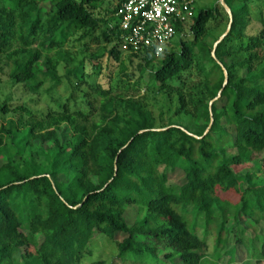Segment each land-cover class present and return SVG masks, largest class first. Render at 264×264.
Listing matches in <instances>:
<instances>
[{
	"label": "trees",
	"instance_id": "obj_1",
	"mask_svg": "<svg viewBox=\"0 0 264 264\" xmlns=\"http://www.w3.org/2000/svg\"><path fill=\"white\" fill-rule=\"evenodd\" d=\"M104 1L0 0V59L6 58L11 79L34 93L45 83L51 89L63 83L68 92L59 110L41 118L23 104L0 100L3 116L17 114L16 120L0 123V160L5 159L0 163V264H17V254L21 264H83L95 231L110 237L117 256L131 264L175 258L182 264H219L204 254L207 237L213 236L219 249L228 241L218 206L234 198L236 216L243 213L255 224L264 213L263 179L236 171L250 161L264 169V0H231L235 7L225 0L232 28L215 56L221 35L210 43V30L225 17L228 27L231 19L221 5L202 8L190 26L178 24L179 49L167 47L157 56L147 47L134 52L123 47L117 12L125 0L100 17ZM251 3L260 12L261 27L249 34ZM103 24L110 25L113 43L108 63L113 59L124 69L125 54L140 60L142 74L150 69L148 87L177 97L176 120L158 126L142 99L111 95L110 73L95 83L101 104L93 117L90 94L80 89L84 60L81 74L77 66L60 70L69 39L81 31L80 39L92 35ZM103 51L95 58H103ZM195 65L202 81L187 91L183 74ZM93 66L97 74L103 67ZM40 155L46 164L38 161ZM177 167L185 182L175 188L168 184V170ZM133 205L137 215L130 223L126 212ZM30 235L41 242H32ZM89 264L114 263L99 258Z\"/></svg>",
	"mask_w": 264,
	"mask_h": 264
},
{
	"label": "rangeland",
	"instance_id": "obj_2",
	"mask_svg": "<svg viewBox=\"0 0 264 264\" xmlns=\"http://www.w3.org/2000/svg\"><path fill=\"white\" fill-rule=\"evenodd\" d=\"M231 3V6L235 7L236 3H232L231 0H226ZM118 0H105L100 9V17H107V11L113 9L117 4ZM223 2L226 4L225 0ZM222 0H194V7L192 10V16H196L198 12L204 7H213L216 5H221L226 10ZM250 4L248 8L247 15L249 16V34L255 33L260 29L261 25L258 23L260 18V12L256 6ZM227 5V4H226ZM228 6V5H227ZM229 7V6H228ZM264 16V8L262 10ZM225 17V16H224ZM192 23V22H191ZM190 23V24H191ZM227 18L218 27L210 30L209 42L214 43L215 40L223 35L227 28ZM110 25H102L100 28L95 30L92 35L80 39L82 33L79 32L73 36L67 42L65 49L68 55L64 58L63 67L60 70L61 74L65 72L66 65L69 67L77 66L78 73L81 74L83 71L81 61L84 60L85 65V78L84 82L81 83L80 89L89 92L90 102L93 104L92 112L95 114L99 113V107L101 104V96L97 94L98 86L95 83H100L103 75L106 73L111 74V85L113 96H130L134 98L142 99V101L148 105L149 109L153 112V116L156 118V124L158 126L170 123L177 119L174 114L176 109V99L173 97L169 99L166 95H163L156 91V89H151L148 87V81L150 78V69L145 71L143 74L140 72L138 63L140 60L133 58L128 59L129 55H124L125 57V68L122 69L120 63H115V60L108 63V50L111 48L113 43L110 40V32L108 31ZM190 26V25H189ZM188 31V30H187ZM179 35H176L173 39L172 47L176 50L179 49ZM103 47H107L103 51ZM103 51L104 57L101 59H96L94 54L101 55ZM239 60L238 57L230 58L229 62H234ZM101 63L103 65L99 74L94 69L93 63ZM108 65V68L106 67ZM157 66V65H156ZM205 68H209L206 65ZM9 64L5 57L0 59V75L2 78V83L0 86V100L2 102H8L11 105H25L32 110L33 114L37 118H41L42 114H46L51 110H59V105L65 101V97L68 95L63 88V83L59 87L51 89L49 88V83H45L39 92L34 93L28 87L24 86L22 83L14 82L9 73ZM241 72V67L238 65V73ZM129 74L130 76L126 75ZM141 77V78H140ZM185 80H187L186 88L196 87L202 81L203 74L195 65L190 70L183 74ZM138 80L140 84L137 83ZM264 84V81H262ZM77 92V91H76ZM81 93V92H79ZM23 118L27 116L25 112H21ZM2 116V117H1ZM185 121L187 120L190 126L195 128L193 119L189 115H182ZM9 119H17V114L8 113L4 116L0 113V123H4ZM225 121V120H224ZM64 126V125H63ZM64 128L67 129L66 126ZM68 131V130H67ZM70 131V130H69ZM37 146H44L40 141H36ZM34 154L36 152H33ZM0 163L5 161L4 157L1 158ZM38 161L42 164H46V158L43 155L38 156ZM163 169V168H161ZM236 171L239 175L246 176L247 174H253L259 176L264 181V169L261 168L259 163L254 161L243 163L236 167ZM169 178L168 184L175 188L179 187L185 182V174L181 167L171 168L168 170ZM254 182V181H251ZM251 191L248 193L250 196ZM237 201L234 198H226L221 205L218 207L224 212L226 219V226L228 228V241L223 248L216 246L213 236L207 237L208 247L204 251L205 256L218 262L219 264H229L233 262L234 264H264V255L262 254V246L264 244V213L262 219L257 224L253 223L249 217H246L243 213L236 216ZM220 217L221 211H219ZM137 215V206H130L126 212L127 220L130 223L134 222ZM204 224V216L200 215L197 221V225L200 227L199 234L202 236V226ZM30 240L36 244L41 242V238H36L30 235ZM122 234H118L117 238H122ZM23 250V249H22ZM86 255L83 259V264H89L93 260L105 259L108 262H113L114 264H131L132 260L122 259L117 256L118 247L116 243L107 235L95 231L93 237L89 243L88 249L85 252ZM161 258H164V252H159ZM15 262L21 264L22 258L20 254L15 256ZM165 264H182V262L175 258L172 261L165 259Z\"/></svg>",
	"mask_w": 264,
	"mask_h": 264
},
{
	"label": "built area",
	"instance_id": "obj_3",
	"mask_svg": "<svg viewBox=\"0 0 264 264\" xmlns=\"http://www.w3.org/2000/svg\"><path fill=\"white\" fill-rule=\"evenodd\" d=\"M194 0H125L119 8L123 47L150 48L159 56L172 47L178 24L192 22Z\"/></svg>",
	"mask_w": 264,
	"mask_h": 264
},
{
	"label": "water",
	"instance_id": "obj_4",
	"mask_svg": "<svg viewBox=\"0 0 264 264\" xmlns=\"http://www.w3.org/2000/svg\"><path fill=\"white\" fill-rule=\"evenodd\" d=\"M222 2H223V0H222ZM223 4H224V6L227 8V10H228V12L230 13V22H229V25H228V27H227V30L225 31V33L223 34V35H221V37L215 42V45H214V49H213V52H212V54H213V56H215V49H216V47H217V45L219 44V42L228 34V32H229V30H230V28H232L231 27V24H232V14H231V9L223 2ZM224 72H225V81H224V85H226L227 84V82H228V76H227V71L226 70H224ZM221 95V91L219 92V94H218V96L216 97V99L217 98H219V96ZM212 103V102H211ZM210 103V104H211ZM211 124H212V122H211ZM210 124V125H211ZM209 130V128L206 130V132Z\"/></svg>",
	"mask_w": 264,
	"mask_h": 264
}]
</instances>
